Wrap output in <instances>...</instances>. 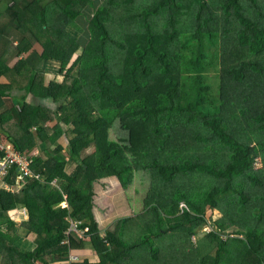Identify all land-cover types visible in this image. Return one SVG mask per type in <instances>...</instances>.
Here are the masks:
<instances>
[{"label":"trees","instance_id":"16d2710c","mask_svg":"<svg viewBox=\"0 0 264 264\" xmlns=\"http://www.w3.org/2000/svg\"><path fill=\"white\" fill-rule=\"evenodd\" d=\"M5 8L25 33L19 51L58 63L27 92L58 104L25 101L0 117L34 175L12 166L1 180L0 264H69L86 244L95 264H264V0H0ZM45 141L47 159L31 156ZM136 173L170 184L174 199L102 231L96 185L127 191ZM23 209L17 230L11 215ZM68 219L83 237L66 234ZM210 224L215 251L202 258L193 237ZM82 259L72 264H90Z\"/></svg>","mask_w":264,"mask_h":264},{"label":"crops","instance_id":"0c3cea01","mask_svg":"<svg viewBox=\"0 0 264 264\" xmlns=\"http://www.w3.org/2000/svg\"><path fill=\"white\" fill-rule=\"evenodd\" d=\"M16 16L17 15L15 11L7 8L3 9V11H0V71H4V73L0 75V84L2 85L1 90L5 92L4 94L0 95V117L1 115L5 114H9L15 117V114H17V109H20V106H22L23 102L25 101L29 103L31 102L32 104L36 105H42L51 110H56L58 104L51 96L42 97L41 95H34L32 92H27V86L30 85L31 78H33L35 74V82H39L38 80L41 78V75H43L44 80L47 81L53 74L57 72L58 63L56 60L52 59L49 61L43 60L34 50L27 53H25L24 50L19 51V46H22L24 44L22 42L20 43V41L22 40L25 33L21 32V29L18 27ZM27 83H29V85H27ZM38 87L39 85L36 86L35 90L38 89ZM14 122H16V120L12 119L8 122L7 125V127H13V131L15 130V126L13 125ZM49 123L50 122H48V124ZM67 128L68 127L66 126L65 130ZM32 131L36 133V130ZM0 140L4 145H13L8 139V136L1 131ZM39 149L42 150V153H40ZM45 149H48L51 152L52 148L48 147L47 143H40L36 147L35 151H39V156L47 159ZM35 151L33 153H35ZM26 153L28 154V152ZM72 164L73 163L67 166V172L73 171L71 166ZM113 181L115 180H110V183L112 184L111 187L115 185L113 184L115 183ZM111 187L107 190L103 189L102 187L101 189L104 191H109ZM96 192L98 200H96V215H99L101 213L107 212L110 208V205L107 204L104 200L100 199L101 193L97 188ZM132 215L135 216V214ZM101 230L103 231V229ZM86 246L88 247V250H85V253L82 250L80 254L83 256V261L90 263L88 257H86V254L93 257L92 253L96 256L97 253L89 244H86L84 249L86 248ZM92 262H94V264L98 263V256Z\"/></svg>","mask_w":264,"mask_h":264},{"label":"rangeland","instance_id":"374dc122","mask_svg":"<svg viewBox=\"0 0 264 264\" xmlns=\"http://www.w3.org/2000/svg\"><path fill=\"white\" fill-rule=\"evenodd\" d=\"M221 67L222 65L220 64L219 69ZM209 73L210 75H215L216 68L210 71ZM43 125L50 127L49 128L50 132L53 131V127L50 126L48 122L44 123ZM32 130L35 131L36 127L34 126ZM59 142L65 146V150L63 151V154L67 156V159H69L68 141L61 139L60 137ZM40 143L45 144L48 142L45 141ZM48 147L55 149L54 145L49 144ZM39 151L40 153H42L41 149H39ZM39 151H35V153L32 154L31 156L40 155ZM71 166H72V170L74 171L76 168V164L74 163ZM73 171L67 173L71 174ZM113 182H115L113 183L115 185H113L109 191H104L101 189V186L96 185V188L101 193L100 199L104 200L107 204L110 205V208L107 212L101 213L96 216L99 222V227L103 229L104 232L107 229L114 228L116 223L121 217L130 216V215H131L130 217H136L142 214L143 211L145 210L148 211L152 206H158L159 208L165 209L167 208L168 203L172 199H174V195L172 194L173 190L170 184H167L159 179L151 178L150 176H147L145 174L137 175L136 173L134 180L135 183L127 191L123 190L121 186L117 184L116 181ZM52 185L56 186L55 183H52ZM0 188H5L4 184L1 181H0ZM61 205L65 207L67 206V203L63 202ZM132 214H135V216H133ZM23 216L25 215L22 214L21 210L16 211V213L11 215V219L16 222L17 230L20 228V225L23 221ZM214 216L215 219L218 218L219 213L215 212ZM71 221L72 220L68 219L64 224L68 227H71V223H72ZM211 230H213L211 224L207 226L199 227L195 237H193V242L199 248V253H201L202 258L215 251L214 250L215 244H213L208 238H206V235L209 234ZM20 235L22 237V241H21L22 246L25 247L26 250H31L34 246L33 237L25 233L24 231H21ZM76 235L78 236V238L80 236L83 237L82 231H79L78 233H76ZM228 240L230 241V237L228 238ZM81 241H83V239ZM85 250L86 251L88 250L87 246L83 250L84 253L86 252ZM112 252L116 253V250L113 249ZM75 253L71 255L70 260L76 261L75 257L78 258V256L80 259L82 258L80 252H75ZM92 255L93 257L86 254V257H88L90 263L94 264V262L92 261H94L95 258H97V256L93 253Z\"/></svg>","mask_w":264,"mask_h":264},{"label":"built area","instance_id":"2783aa9c","mask_svg":"<svg viewBox=\"0 0 264 264\" xmlns=\"http://www.w3.org/2000/svg\"><path fill=\"white\" fill-rule=\"evenodd\" d=\"M0 152L4 153V156H0V181L7 176L8 174V169L12 166H16L17 169L19 170V172L24 176V177H33V173L30 169L31 166V157L22 149H18L15 146L11 145V144H7L4 145L2 144L1 140H0ZM36 178H39L38 176H36ZM5 186V185H4ZM9 189V187H7ZM185 205L182 203L181 207H184ZM22 214L25 215L23 216V218H25L26 215V211L23 209L21 210ZM71 227H69L68 231H67V235L72 237V233H78L79 229L77 228V226L75 225V220L71 221ZM87 230V229H85ZM83 233V232H82ZM81 237V236H80ZM63 243H68V241H64ZM71 257V255H70ZM76 261H78V258L75 257ZM72 264V261L70 260Z\"/></svg>","mask_w":264,"mask_h":264},{"label":"water","instance_id":"95a60500","mask_svg":"<svg viewBox=\"0 0 264 264\" xmlns=\"http://www.w3.org/2000/svg\"><path fill=\"white\" fill-rule=\"evenodd\" d=\"M20 173V172H19Z\"/></svg>","mask_w":264,"mask_h":264}]
</instances>
